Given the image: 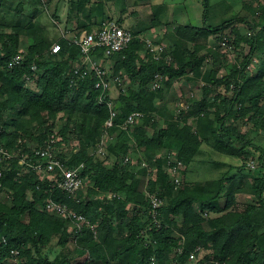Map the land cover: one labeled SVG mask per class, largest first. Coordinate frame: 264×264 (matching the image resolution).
Returning <instances> with one entry per match:
<instances>
[{"label": "trees", "instance_id": "trees-1", "mask_svg": "<svg viewBox=\"0 0 264 264\" xmlns=\"http://www.w3.org/2000/svg\"><path fill=\"white\" fill-rule=\"evenodd\" d=\"M27 1L40 0H0V128L2 146L15 153L11 159L0 153V264H7L12 250L19 251V264H264V176L247 170L256 152L264 167V149L256 143L264 136V0H223L234 12L220 19L214 14L218 22L208 17L218 5L211 9L204 0L200 26L165 24L156 16L153 27L166 29L168 61L146 50L141 36L149 35L148 26L130 28L134 38L127 48L109 58L102 49L93 53L125 85L108 90L95 87L94 73L78 77L81 48L69 38L56 39L26 10ZM62 1L43 0L55 18ZM77 2V10H69L76 35L113 19L106 11L109 2L127 8V0ZM117 22L124 26L122 19ZM237 23H245L246 31ZM56 42L61 48L53 53ZM221 42L241 56L231 62L220 52ZM19 53L24 63L9 68ZM158 74L161 86L152 90ZM185 78L200 84L199 96L191 102L174 91L167 99L166 87ZM109 101L117 115L99 151ZM136 111L142 115L123 129ZM206 121L211 128L202 136L198 129ZM54 133L56 156L68 167L82 166L86 186L77 195L19 164L23 152L35 156L33 149ZM204 144L243 164L210 161ZM178 161L185 165L179 184L170 170ZM187 162L208 163L220 176L190 180ZM146 189L164 200L160 226ZM239 193L250 197L242 206ZM50 199L85 215L95 230L76 235L69 221L46 210Z\"/></svg>", "mask_w": 264, "mask_h": 264}, {"label": "built area", "instance_id": "built-area-1", "mask_svg": "<svg viewBox=\"0 0 264 264\" xmlns=\"http://www.w3.org/2000/svg\"><path fill=\"white\" fill-rule=\"evenodd\" d=\"M68 31V30H67ZM63 37L69 38L72 42L78 45L83 52V59L80 64L75 69V72L78 74L79 78H84L89 73H94L97 77L95 84L96 88L102 90H108L115 84L118 86H123V80L119 76L113 77L108 68L102 64L101 59H97L94 56L96 50L102 49L105 57L109 58L110 56L122 51L127 48L128 45L134 38L132 31L125 26L120 25L117 20L108 19L102 20V22L91 32L83 31L81 34L76 35L71 34V31L64 32ZM145 41L146 50L153 54L154 59L163 58L168 61L171 59L166 53L165 43H158L157 40L152 38L151 35L141 36ZM61 48V45L56 42L52 45V52L57 53ZM25 61V56L22 53L15 55L9 62V68L23 64ZM33 68H36L34 66ZM156 80L152 84L151 89L155 90L161 86V76L158 74ZM27 80H30L27 77ZM102 102L103 99L101 98ZM184 106V104H181ZM108 106L110 108V117L104 124V133L101 137V140L98 143V150L102 151L108 140L111 138L109 129L114 126V119L117 115V111L114 108V102L109 101ZM142 115L141 112L131 113L127 119L123 122L122 128L129 130L131 126L136 122L137 118ZM2 129L0 128V153H2L6 158L11 159L15 157V153L7 151L2 146ZM58 134L54 133L44 141L43 145L39 148L33 149L35 156H31L29 153L23 152L19 156V164L25 165L27 167H32L34 170L42 173L44 176H49L53 182V187L60 189L67 194L74 196L77 195L80 190L86 186V180L82 176V166L77 167H68L65 162L58 158L54 151V143L57 141ZM21 142V140H19ZM129 157H126L125 161H128ZM144 166H147L143 162ZM184 163L178 161L176 165L171 167V172L175 177L177 184L181 182L180 172L184 168ZM149 172H153L152 168H149ZM20 174V173H19ZM147 191V189H146ZM151 205H152V215L157 224L160 226L161 222L157 219L159 215V209L164 204V200L158 196L156 193L147 191ZM113 193H108V198H112ZM46 210L50 213L56 214L59 217H62L70 222L72 229L76 235H79L83 232L85 228H91L95 230V226L91 221L83 214L76 212L71 209L66 203H61L54 201L52 199L46 204ZM190 260L195 258V253L190 254ZM7 264H19V251L12 250L11 256L6 260Z\"/></svg>", "mask_w": 264, "mask_h": 264}, {"label": "rangeland", "instance_id": "rangeland-1", "mask_svg": "<svg viewBox=\"0 0 264 264\" xmlns=\"http://www.w3.org/2000/svg\"><path fill=\"white\" fill-rule=\"evenodd\" d=\"M223 0H207V4L209 7H213V5L217 4L218 8L216 12L212 10L209 14V21L218 22V20L222 18H226L232 14L228 6L221 4ZM95 1H91V3L87 4V7L90 8L91 4ZM248 2L253 3V0H248ZM219 3V4H218ZM25 5V8L28 12L34 13L37 15L38 20H41L45 23L53 33V35L57 38L63 35L64 32H69L71 29L75 28L76 21L72 17H68L66 15L68 10L74 9L77 10L78 2L74 0L72 2L68 0H63L61 2L59 8V18H55L51 15L49 7L45 5L43 0H40L36 4H28V1ZM33 5V6H32ZM127 8L122 10V6H118L113 2H109L106 5V11L110 13L114 20L122 19L123 25L130 29L135 27L136 25L148 26L149 29L146 31L147 34L154 37L155 40L161 41V43H167L165 28L158 29L153 27V19L157 16L165 24L167 23H180V24H191L200 26L204 23L203 14L205 12V4L204 0H127ZM237 9H240L241 5H234ZM233 8V10H237ZM217 15L219 19H211L212 16ZM66 15V16H65ZM63 16H65V20H63ZM79 16L84 18L83 14L80 13ZM96 20V19H95ZM238 27L244 29V32L247 29L245 23H237ZM68 30V31H67ZM229 32V30L227 31ZM73 32L71 31V34ZM145 33V34H146ZM165 36V37H163ZM222 47L220 52L222 55H227L229 60L233 62L237 58H239L237 52H235L234 48L228 45L225 42H221ZM225 71H223V74ZM167 86V85H166ZM174 91H178L183 94V98H186L189 101H193L195 98L199 96L201 91L200 84L191 85L186 82V78L183 81H176L172 89L166 87L165 94L167 99H171L174 95ZM191 101V102H192ZM202 124V123H201ZM197 126V125H196ZM211 128V124L206 121V124H202V126H197L198 131H200L202 136H205L208 130ZM256 137V134L253 135ZM256 143L260 145L264 149V136L260 135L256 137ZM204 149L208 152V159L211 161H219L225 162L226 164L239 167L243 164V161L239 158H234L226 155H222L216 152H213L209 149L207 145L204 144ZM213 152V153H212ZM209 161V162H210ZM187 177L190 180H210L216 181L220 176V171L211 168V165L206 163L203 167H200L199 163H189L187 162ZM190 169V170H189ZM191 169H195L191 172ZM247 170L253 171L255 175L264 176V167L261 166L259 162V152H256L255 159L251 160L248 164ZM237 169L234 170L236 172ZM186 177V178H187ZM238 204L242 206L249 200V195L246 193H239L237 195ZM225 197L220 200V204H224Z\"/></svg>", "mask_w": 264, "mask_h": 264}, {"label": "crops", "instance_id": "crops-1", "mask_svg": "<svg viewBox=\"0 0 264 264\" xmlns=\"http://www.w3.org/2000/svg\"><path fill=\"white\" fill-rule=\"evenodd\" d=\"M66 15H68V17H69V10H68V13H67ZM66 15H65V16H66ZM65 16H63V18H62L63 20H65ZM94 21H96V20L94 19ZM88 22H89V21H88ZM174 24H176V23H174ZM97 26H99V25H98V24H97V25H93V27H94L93 29H95ZM106 63H107V62H106ZM106 63H105V64H106Z\"/></svg>", "mask_w": 264, "mask_h": 264}]
</instances>
